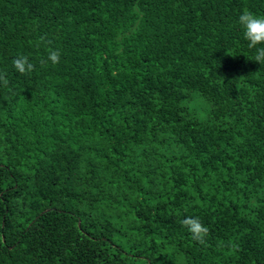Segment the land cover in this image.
I'll use <instances>...</instances> for the list:
<instances>
[{"label":"trees","instance_id":"16d2710c","mask_svg":"<svg viewBox=\"0 0 264 264\" xmlns=\"http://www.w3.org/2000/svg\"><path fill=\"white\" fill-rule=\"evenodd\" d=\"M244 9L264 0H0V264H264Z\"/></svg>","mask_w":264,"mask_h":264},{"label":"clouds","instance_id":"9594fccd","mask_svg":"<svg viewBox=\"0 0 264 264\" xmlns=\"http://www.w3.org/2000/svg\"><path fill=\"white\" fill-rule=\"evenodd\" d=\"M244 39L248 42L249 49H256L252 61L264 65V16H259L248 9H244L237 17ZM60 52L49 49L45 63L55 65L60 62ZM13 69L20 75H28L35 70V65L23 54L17 55L12 60ZM0 83L7 86L9 81L5 74H0ZM182 227L191 235L194 242L205 245L209 228L203 224L199 217L185 218L181 221Z\"/></svg>","mask_w":264,"mask_h":264}]
</instances>
